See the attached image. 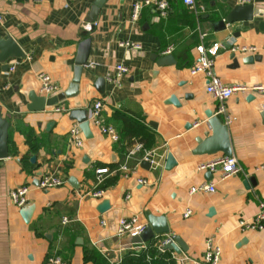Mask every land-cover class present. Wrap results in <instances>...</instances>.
<instances>
[{
	"label": "crops",
	"instance_id": "1",
	"mask_svg": "<svg viewBox=\"0 0 264 264\" xmlns=\"http://www.w3.org/2000/svg\"><path fill=\"white\" fill-rule=\"evenodd\" d=\"M93 1L0 0V38L11 36L24 52L23 58L0 62V114L9 122L8 157L0 159V264H44L54 254L69 264H122L125 255L141 248L116 238L118 220L135 214L145 224L148 214L165 217L170 235L178 236L185 248L180 253L166 251L173 264H203L207 238L220 248L218 264H264V227L240 226V221L254 218L264 199V94L238 92L218 100L205 91L209 77L190 71L199 61L197 46L219 43L213 75L228 85L264 83V16L213 29V23L225 20L235 6L264 9V0H195L193 7L168 0L166 16L145 6L137 21L129 17L133 0H106L90 23ZM87 38L89 55L74 94L37 109L36 101L43 96L40 74L51 77L57 93L68 91L78 46ZM120 40L138 42L141 48H122ZM242 46L258 51L243 52ZM166 54L175 62L158 65L156 59ZM251 55L262 59L242 61ZM119 63L129 70L115 84L107 75ZM99 78H103L101 88L96 86ZM31 93L36 101L30 99ZM251 94L254 99L248 100ZM172 96L179 106L170 101ZM96 100L103 103L100 123L114 126L118 141L112 142L93 121L91 107ZM74 109L86 111L93 133L90 139L82 135L80 147L69 139V129L77 123L69 117ZM207 111L217 113L228 128L232 156L240 167L235 174L198 168L223 155L197 151V139L211 135ZM128 122L139 125L148 139L127 160L129 169L124 171L118 168L127 150L134 143L142 144L138 137L121 133ZM145 151H153L157 166L142 165ZM167 154L174 164L166 165ZM100 168L108 170L98 174ZM38 172L58 175L66 183L40 189L35 184ZM70 177L78 189L68 182ZM140 178L145 182L139 183ZM208 182L214 183L213 192L189 194L192 187ZM22 185L29 186L27 204L34 205L28 223L21 207L8 196ZM99 188L104 190L102 196L87 194ZM105 201L108 208L100 211ZM187 209L191 213L185 217ZM63 216L69 218L67 223H62ZM85 249L94 250L100 262L85 258Z\"/></svg>",
	"mask_w": 264,
	"mask_h": 264
},
{
	"label": "built area",
	"instance_id": "2",
	"mask_svg": "<svg viewBox=\"0 0 264 264\" xmlns=\"http://www.w3.org/2000/svg\"><path fill=\"white\" fill-rule=\"evenodd\" d=\"M187 7H193L195 5V0H181ZM241 3L248 2L249 0H239ZM152 6L160 16H166L169 10L168 0H133L131 3L130 20L137 21L140 17V13L143 7ZM1 19V15H0ZM204 35V34H203ZM119 46L125 49L137 50L141 48V44L131 40H120L118 42ZM220 48L219 43H213L211 47L204 48L202 45L197 46V50L200 53L199 61L195 63L190 71L191 73H204L209 77L208 82L205 86V91L212 97L223 100L231 97L235 93H259L264 94V83L247 85L243 83L238 84H224L217 76L213 75L212 68L214 65L215 56ZM171 48L167 49L170 52ZM243 52H257L258 49L254 46H242L240 48ZM236 48H233L235 51ZM129 68L124 63L116 64L113 68V73L109 72L107 79L110 82L119 84L123 75L128 72ZM40 93L49 97L58 92V86L55 84L48 74H40ZM103 107L101 100H96L93 102L91 107V116L93 121L97 124L100 132L109 137L112 142L118 141L119 136L112 125H104L100 123V113ZM55 111H61L60 107H55ZM69 139L71 143L76 146H82V132L77 123H74L69 129ZM142 149V144L134 143L126 153L125 162L119 166L118 169L128 171L127 160L134 155L136 152ZM144 160L149 161L151 166H157L159 162L153 157V151H145L143 155ZM198 168L200 170H206L212 172L213 170L220 168L225 175L235 174L240 170L237 159L234 156L221 155L215 159L209 160L207 162L201 163ZM98 174L106 173L107 168L97 169ZM139 183H144L145 180L140 178L137 180ZM97 182H101V178L97 179ZM65 180L58 175L52 173H42L38 178L37 187L40 189H52L56 187L63 186ZM215 190L214 183L208 182L198 186H194L189 190V194H193L198 191L213 192ZM29 191V186L22 185L18 186L8 192V196L11 201L18 207H22L27 204V193ZM104 193L102 188L95 189L87 192L88 195L92 197H100ZM125 198H129V194L125 195ZM258 212L250 222L240 221V226L244 229H262L264 227V199L259 202ZM191 213V210L187 209L184 216L187 217ZM62 223H67L69 218L63 216L61 219ZM100 225L105 226V219L100 220ZM145 228V223L139 220L138 215H132L130 217H123L118 220V227L116 229V236L127 237L138 235ZM161 248L163 244L169 241V239L159 240L155 238ZM97 240L93 241V245H97ZM129 246H135L139 248L146 247L145 242L138 244H128ZM104 251V250H101ZM221 257L220 248L214 243L213 238H207L205 240V251L202 255L203 264H218ZM44 264H69L66 260L62 259L59 255H50L47 257Z\"/></svg>",
	"mask_w": 264,
	"mask_h": 264
},
{
	"label": "water",
	"instance_id": "3",
	"mask_svg": "<svg viewBox=\"0 0 264 264\" xmlns=\"http://www.w3.org/2000/svg\"><path fill=\"white\" fill-rule=\"evenodd\" d=\"M106 2V0H94L93 4L91 5L89 14H88V22L93 23L94 18L97 16L98 12L100 11L103 4ZM254 16H264V9L254 7L253 4H239L235 6L226 16L225 20H218L213 23V29L214 30H221L224 29L227 23H231L234 21H240V20H251ZM89 48H90V39L83 40L79 46L77 55L75 58V64H74V75L72 78V83L69 87V90L66 92H60L55 95L49 96V97H38V101H36V97L33 93H31L30 99L33 101H36V108L39 110L44 109V107L51 106L57 103L58 100H62L65 97H69L72 94H74L75 90L78 87V84L81 80L82 71L86 65L87 58L89 55ZM10 57L15 58H23L24 52L23 50L17 45V43L14 41V39L9 36L5 35L3 38H0V62H5ZM262 59L261 55H251L247 56L246 58L242 59L244 63H253L254 61H260ZM234 65L237 66V58L233 59ZM175 62V59L171 54L163 55L156 59V63L158 65H167L172 64ZM8 64H5L4 67H7ZM103 85V78H99L96 82V86L101 88ZM100 91H102L100 89ZM254 95L251 94L248 98V100H253ZM170 101L176 105L179 106V102L177 101V98L175 96H172L170 98ZM261 108V116L264 121V106ZM207 122L211 128V135L207 137L205 140L200 141L197 139V142L199 143L197 151L202 154H214L217 152L222 153L226 156H231V146L229 141V135H228V128L225 124L222 123L220 117L217 113H213L211 111H207L204 113ZM69 117L71 119H74L85 139H90L93 137V133L90 128V122L87 118L86 111L83 109H74L70 111ZM8 127L9 122L1 117L0 114V159L7 158L8 157ZM86 160V158H84ZM31 162L35 161V157L31 156L30 158ZM87 161V160H86ZM174 160L171 156V154H167L166 158V165L174 164ZM142 165L144 166H150L149 161H143ZM209 175L210 173L207 172ZM41 172H38V175H40ZM251 180V179H250ZM68 182L76 189L79 188V184L75 180L74 177H70ZM38 179L36 180L35 184L37 185ZM108 208L107 202H103L99 206L100 211H105ZM34 210L33 204H26L21 207L20 214L23 217L25 222H29L31 215ZM166 235L169 239L168 242L163 244L159 250V253L162 251L168 249H172L177 253H180L181 250H185L181 240L178 236L170 235V230L167 225V221L164 216H156L152 214L147 215V223L145 224V228L143 231H141L138 235L134 236H127L121 239V244H138L142 242H147L151 239L162 237ZM116 238L119 239L118 236Z\"/></svg>",
	"mask_w": 264,
	"mask_h": 264
},
{
	"label": "trees",
	"instance_id": "4",
	"mask_svg": "<svg viewBox=\"0 0 264 264\" xmlns=\"http://www.w3.org/2000/svg\"><path fill=\"white\" fill-rule=\"evenodd\" d=\"M126 132L125 137H138V142L142 143L147 141L146 134L139 128V125H133L128 122L127 125L121 130L122 132ZM140 135V136H139ZM108 170V168H107ZM160 246L156 239L150 240L146 247L141 248L139 251H130L127 255L123 257L121 261L122 264H173V260L170 258L169 253L166 252L168 249L159 253ZM85 258L91 257L95 258L100 262L101 258L94 250H90L89 252L84 250ZM87 252V254H86ZM90 253V255H88ZM164 253V254H163Z\"/></svg>",
	"mask_w": 264,
	"mask_h": 264
}]
</instances>
